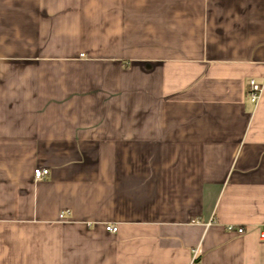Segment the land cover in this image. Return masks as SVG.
<instances>
[{
    "label": "crops",
    "instance_id": "crops-1",
    "mask_svg": "<svg viewBox=\"0 0 264 264\" xmlns=\"http://www.w3.org/2000/svg\"><path fill=\"white\" fill-rule=\"evenodd\" d=\"M263 230L264 0H0V264H264Z\"/></svg>",
    "mask_w": 264,
    "mask_h": 264
},
{
    "label": "built area",
    "instance_id": "built-area-1",
    "mask_svg": "<svg viewBox=\"0 0 264 264\" xmlns=\"http://www.w3.org/2000/svg\"><path fill=\"white\" fill-rule=\"evenodd\" d=\"M263 93V86L257 83L255 80H251L249 82V90H248V96L250 99V102L254 105H257L262 97ZM49 175V169H38L35 171V178L41 179ZM106 230L111 233H117L118 227L115 225H107ZM229 230H233L232 227L229 228ZM237 232L239 234H242L244 232L243 229H237ZM261 240L264 241V230L261 232ZM197 257V251H195V260ZM195 260H193V264L195 263Z\"/></svg>",
    "mask_w": 264,
    "mask_h": 264
}]
</instances>
